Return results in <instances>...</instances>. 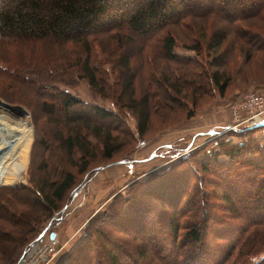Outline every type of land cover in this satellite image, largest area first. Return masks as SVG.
I'll return each instance as SVG.
<instances>
[{
	"label": "trees",
	"instance_id": "obj_1",
	"mask_svg": "<svg viewBox=\"0 0 264 264\" xmlns=\"http://www.w3.org/2000/svg\"><path fill=\"white\" fill-rule=\"evenodd\" d=\"M262 15L264 0H0V93L6 88L33 94L40 110L60 130L57 140L62 153L58 167L45 166L48 168L46 179L39 177L35 182L31 179L29 187L0 188L3 200L0 201V260L3 263L0 264H18L32 244L46 236L55 214L65 211L81 191L83 182L119 162L90 170L89 156L98 148H92L91 140L84 136V128L99 138L104 128H116L123 121L122 115L85 102L60 88L57 84L63 83L67 74L73 72L78 78L86 79L102 94L109 81L102 72L112 67L118 81L115 86H120L113 90V95H117L120 107L135 114L137 132L144 137L153 126V111L159 105V100L153 98L157 94L155 90L164 97L160 102L165 103L164 100L172 99L174 94L182 93L183 84L187 82H180L184 75L179 74L175 84L168 77L154 84L149 74L151 83L137 94L129 47L134 42L141 51L158 47L166 59L181 62L184 58L176 53L177 38L172 26L196 16H216L235 22ZM219 41L220 46L222 40ZM185 47L198 54L202 48ZM36 48L43 51L37 53ZM190 61L192 59L187 63ZM224 75L216 71L211 76L222 96L232 81ZM205 78L208 79L207 75ZM10 96L17 100L14 95ZM25 104L30 105V101ZM260 127H264V123L246 127L244 132ZM118 139L120 137H114L108 130L101 141L102 156L107 160H112L119 152L122 142ZM217 145L225 148L231 170L233 166L244 169L240 173L236 170L238 179L248 178L251 186L244 196L235 194L236 197L233 192L237 189L236 183L220 186L223 193L217 196L226 203L230 216L221 218L217 203L213 212L209 209L211 194L203 188V176L199 196L190 195L191 177L208 171L209 163H191V174L185 178L187 183L172 180L171 186L165 184L171 180L172 168L152 172L114 195L104 210L107 214L100 210L92 216L82 229L79 245L61 264H143V261L144 264H264V256L245 263V259L264 253V144L256 148L251 142L227 146L224 140H217ZM79 150L81 155L77 154ZM244 151L252 154L246 156ZM214 155L209 152V156ZM189 157L186 154L184 159ZM215 157L217 163L223 162L219 154ZM50 171L52 174L48 176ZM78 174L84 175L82 182L78 181ZM154 176H160V180L149 179ZM137 186L141 188L134 191ZM12 190L15 191L7 195ZM19 190L23 191L22 196L17 195ZM141 195L148 197L149 202L142 212L151 208L149 212L154 214V223L150 221L149 225L145 214L133 216ZM198 198L193 218L181 225L180 217ZM186 201L185 208L181 207ZM115 202L123 204L124 212H118ZM162 213L167 222L159 218ZM211 220L216 224L211 226ZM160 230L166 231L165 236L157 240ZM125 236L150 242L155 255L148 244L141 249L130 248ZM166 237H169L170 247L164 242ZM158 258L162 263H156Z\"/></svg>",
	"mask_w": 264,
	"mask_h": 264
},
{
	"label": "rangeland",
	"instance_id": "obj_2",
	"mask_svg": "<svg viewBox=\"0 0 264 264\" xmlns=\"http://www.w3.org/2000/svg\"><path fill=\"white\" fill-rule=\"evenodd\" d=\"M171 30L177 38L176 53L184 58L181 59V62L166 59L158 47L141 51L140 46L137 47V42L129 47V55L134 67L133 72L136 73L137 94L144 91L145 87L151 83L149 74L153 76L154 84L164 82L167 77L172 81V84H175L174 82L179 79V74L180 76L184 75L179 79L180 82H187L183 84L182 93L174 94L172 99L164 100L165 103L160 102L164 97L158 90H155L157 94L153 95V98L159 100V105L153 111V126L144 137H140L137 132L138 121L135 114L131 113L130 109L120 107L116 101L117 95L115 97L113 95V90L115 88L118 90L120 86H115L118 81L112 67L111 69L107 67L102 72V75L109 80L102 94L95 90L86 79L78 78L73 72L66 75L63 83L57 84L60 88L68 90L85 102L111 109L122 115L123 121H120L116 128L103 127L105 130L102 131L99 138L93 137L89 134V129L84 128L86 130L84 136L87 135L91 140L92 148H98L95 150V154L93 151L94 155L89 156L90 170L98 166H106L110 162H119L102 169V172L98 173L99 175L96 174L91 180L83 182L84 185L79 191L80 194L78 193L73 197L63 213L60 215L56 213L55 220H51L45 237L50 236L53 231L64 233L68 224L70 231L74 232V234L64 238L65 242L70 238L71 240L51 264H61L66 260L68 255L79 245L83 227L100 210V212L107 210L114 195L123 192L128 185L136 180L146 178L149 173L163 172L172 168L171 180L165 184V186L168 184L171 186L172 180H184L186 182L185 178L191 174V169H189L191 163H209L211 168L208 171L202 172L197 177H191L190 195L191 197L196 194L197 197L199 196L198 187L201 185V176H203V188L211 194V207L209 209L213 212L214 205L217 203V212L221 218H224V215L230 216V214L225 208L226 203L219 200L217 196L223 193V188L220 186L226 183L231 186V183H236L235 186L239 191L234 189L233 192L234 195L240 196H244L245 192L250 190L248 178L245 179L242 176L239 180L236 173V170L240 173L244 169H237L238 167L234 169L233 166L231 170L230 164H228L230 157L224 153L225 148L217 145V140L221 142L224 140L228 144L227 146L251 142L256 148L257 145L264 144V127L244 132L246 127H250L249 125L257 118H253L254 113L240 106L246 95L264 93V47H262L264 46V15L235 22L216 16H196L193 19L185 20L182 24L172 26ZM219 39L222 40L220 46L221 41ZM152 45L156 46L157 44L153 43ZM185 46H202V48L198 54ZM39 49L36 48L37 51L35 52L41 53L43 51ZM1 53L4 56L3 51ZM189 59L192 61L187 63ZM216 71L223 72L224 78L231 77L232 80L224 96L220 94L211 81V76ZM206 75L208 79L205 78ZM2 87L3 85H1ZM3 90L5 92L0 93V120H8L15 128L16 123L25 125V131L28 132V138L31 137V143L27 168L22 174L21 180L13 184L0 183V188L29 187L32 186L31 179L35 182L39 177L44 178L46 176L48 168L45 166L47 164L50 167H58L62 157L57 140V134L60 130L40 110L38 99L33 94L26 93L21 89L7 90L5 88ZM9 93L14 95L17 100L9 98L11 97ZM29 101L30 105L25 104ZM262 117V123H264V115ZM108 130L113 132L114 137H120L118 140L122 142L119 152L112 160L104 158L101 151V141ZM141 141L142 143H140ZM80 151L77 152L78 155H81ZM211 151L216 155L219 154V158L223 162L217 163L216 155L209 156ZM251 151H244V154L250 156ZM186 154L190 157L184 159ZM122 159L126 161H120ZM51 174L50 171L48 176ZM151 175L153 176V174ZM83 177V174H78V181L82 182ZM149 179L159 181L160 176ZM141 186H137L134 191ZM173 189L175 190V187ZM13 191L15 190L8 191L7 195ZM16 193L18 196L23 195L22 190L16 191ZM147 200L148 197L141 195L133 216L138 217L145 214L147 216L145 221L149 225L150 221L154 223L155 219L154 214L149 212L151 208L146 209L145 213L142 212L145 203L149 204ZM0 201L3 200L0 199ZM198 202L199 198L194 206L188 208L180 217L181 225L193 218L192 215ZM115 204H117L118 212H124L123 204L120 202H115ZM185 204L187 201L181 207L185 208ZM89 214V219L81 229L82 223ZM160 215L162 216L159 218L167 222L164 214ZM210 222L211 226L216 224L214 220ZM142 225L145 226V223L142 222ZM102 226L105 227L106 225ZM164 232L166 231L164 230ZM164 232L163 230L158 232L157 240L165 236ZM208 234L210 236L211 232L209 231ZM124 240L130 248L141 249L148 244L150 250L153 249L150 242H145L143 238L125 236ZM164 242L167 247H170L169 237H166ZM151 256L155 259V256ZM262 256L264 253L247 258L245 263H253L255 259ZM147 260L145 259V263L148 262ZM0 262L3 263L1 260ZM156 263H162L161 259L158 258Z\"/></svg>",
	"mask_w": 264,
	"mask_h": 264
},
{
	"label": "bare ground",
	"instance_id": "obj_3",
	"mask_svg": "<svg viewBox=\"0 0 264 264\" xmlns=\"http://www.w3.org/2000/svg\"><path fill=\"white\" fill-rule=\"evenodd\" d=\"M22 125L16 123L15 128L8 120H0V183L2 184L18 182L26 171L31 137L28 138L25 125L20 128Z\"/></svg>",
	"mask_w": 264,
	"mask_h": 264
},
{
	"label": "built area",
	"instance_id": "obj_4",
	"mask_svg": "<svg viewBox=\"0 0 264 264\" xmlns=\"http://www.w3.org/2000/svg\"><path fill=\"white\" fill-rule=\"evenodd\" d=\"M240 104L245 110L254 113L253 118H257L249 125L250 127L262 123V116L264 115V93L248 94L242 99ZM68 243L69 240L65 242L57 236L53 239L51 236L43 237L32 244L19 260L18 264H51L66 248Z\"/></svg>",
	"mask_w": 264,
	"mask_h": 264
},
{
	"label": "crops",
	"instance_id": "obj_5",
	"mask_svg": "<svg viewBox=\"0 0 264 264\" xmlns=\"http://www.w3.org/2000/svg\"><path fill=\"white\" fill-rule=\"evenodd\" d=\"M211 133H214V131H211ZM102 172V171H101ZM100 172V173H101ZM99 173V174H100ZM98 174V175H99ZM98 175H97V177H98ZM80 194V193H79ZM91 214H93V213H91ZM92 216V215H91ZM89 217H90V214H89V216L87 217V219L82 223V225H81V229H82V227H83V225L86 223V221L89 219ZM60 219V218H59ZM54 233H56L57 235V237H59V238H61L63 241H64V238H66L67 236H70L71 234H74V232H71L70 231V226H69V224H68V226H67V230L64 232V233H60V231L59 232H56V231H53ZM52 232V233H53ZM64 235H66V236H64ZM69 240H71V238L69 239ZM59 263H61V261H59Z\"/></svg>",
	"mask_w": 264,
	"mask_h": 264
},
{
	"label": "water",
	"instance_id": "obj_6",
	"mask_svg": "<svg viewBox=\"0 0 264 264\" xmlns=\"http://www.w3.org/2000/svg\"><path fill=\"white\" fill-rule=\"evenodd\" d=\"M56 235H57V234L53 232V233H51V235H50V236H51V238L53 239V238H55V237H56Z\"/></svg>",
	"mask_w": 264,
	"mask_h": 264
}]
</instances>
